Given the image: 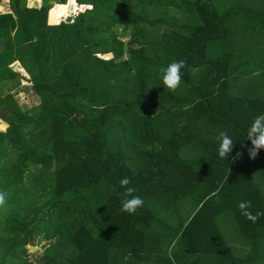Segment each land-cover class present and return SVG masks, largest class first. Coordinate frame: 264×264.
Here are the masks:
<instances>
[{"label":"trees","instance_id":"1","mask_svg":"<svg viewBox=\"0 0 264 264\" xmlns=\"http://www.w3.org/2000/svg\"><path fill=\"white\" fill-rule=\"evenodd\" d=\"M33 1L9 0L11 12L0 14V84L20 76L11 69L18 62L40 99L22 110L13 95L0 97V192L7 194L0 264H108L112 251L141 255L152 204L170 211L186 199L197 204L175 233L181 249L234 263L216 221L228 213L246 240L264 231V215L253 223L237 207L250 201L253 214L264 212V196L233 160L250 146L246 131L264 101L224 96L225 1L76 0L91 8L57 25L48 14L68 0ZM180 9L179 21L161 18ZM179 60L182 82L169 92L159 69ZM123 124L116 140L112 131ZM221 131L234 140L226 160L217 152ZM191 143L196 164L180 152ZM125 177L144 201L132 215L121 211ZM38 239L48 243L32 259L27 248Z\"/></svg>","mask_w":264,"mask_h":264},{"label":"rangeland","instance_id":"2","mask_svg":"<svg viewBox=\"0 0 264 264\" xmlns=\"http://www.w3.org/2000/svg\"><path fill=\"white\" fill-rule=\"evenodd\" d=\"M224 7H221L223 12H229L228 18V38L230 42L225 43L224 48L232 54L231 61L234 66L236 74V84L235 91L240 92L242 87L251 88L250 91L256 95V93L264 92V0H224ZM36 5L35 1L28 0V6L34 7ZM58 7H54L48 14V21L57 25L62 20L67 17H71L75 14L76 10H73L67 2V6L63 7L61 11L56 10ZM55 10L53 19L51 17L52 11ZM246 11H253V13L248 17ZM11 12L9 0H0V14H5ZM182 10H178L174 14L170 13V17L161 11V18L167 22V20L179 21L182 15ZM181 21L179 24L183 23ZM187 19H184L186 21ZM182 22V23H181ZM150 30V27L147 28ZM166 32L165 29H160ZM159 30V31H160ZM160 31V32H162ZM128 41L124 40V43ZM240 44V45H238ZM237 45L243 47L241 56L233 57V54L237 52ZM125 48V45H124ZM125 58V56L123 57ZM122 58V59H123ZM16 73H20L19 77L3 84H0V97L6 95H13L22 110L30 109L36 106L40 99L33 91L31 83H29V76L24 73L22 67L18 62L14 63L11 67ZM114 94V96H113ZM120 92L113 88L112 96H119ZM121 95V94H120ZM237 96V94H235ZM126 98H129L125 95ZM129 104V103H128ZM130 105V104H129ZM0 110V115H1ZM135 118L137 115L135 111L133 112ZM132 113L126 115L130 118ZM132 118V119H133ZM129 130L132 128L133 124H128ZM124 129L118 127L112 131V134L116 136V140L123 139L122 131L125 132L126 126L123 124ZM6 128V123L0 119V129ZM193 145V146H192ZM189 148V149H188ZM196 149L194 144L183 148L180 150L182 156L187 157L185 154L186 150ZM200 153V152H199ZM240 153L242 155L237 159L240 168L242 169L244 175L248 177L257 187L261 189L264 196V150H262L255 160H250L248 158L247 151L243 150ZM197 156V154H196ZM196 156L192 157L194 164L198 163L201 159H197ZM189 160V159H188ZM196 202L194 199H186L179 202L172 210H165L160 204L153 203L152 208L154 209L155 221L153 229L160 231V235L165 237V240L161 241L159 244L164 247L169 241L171 236H173L179 225L186 222L188 216L194 213L196 209ZM219 230L226 242V244L232 250V254L235 258L234 263L230 262H220L216 255H212V259H216L207 264H264V231L260 235L259 239L256 240H246L243 235H241L236 223L232 217L225 213L223 216L219 217L216 221ZM160 240H162L160 238ZM48 242L38 239L35 246H29L27 249L31 255L32 259H36L43 254L45 251V246ZM182 247V243L175 240L172 245L165 247V253L168 258H170L174 253L179 251Z\"/></svg>","mask_w":264,"mask_h":264},{"label":"clouds","instance_id":"3","mask_svg":"<svg viewBox=\"0 0 264 264\" xmlns=\"http://www.w3.org/2000/svg\"><path fill=\"white\" fill-rule=\"evenodd\" d=\"M69 4L71 5L73 10L80 9L83 10L85 7L91 8V5H77L76 0H69ZM78 14V13H77ZM186 67V61L179 60L174 61L168 64L166 67H162L159 69L161 73V80L169 92H176L177 89L180 88L182 77H183V69ZM190 71L195 74L196 69H190ZM246 138L250 143L249 145H244L247 148L248 158L250 160H255L259 153L264 150V114L258 115L253 118L250 126L246 131ZM218 140V156L221 159L226 160L229 155L233 152L234 149V140L233 138L225 131L219 132L217 136ZM242 153L237 152L233 157V160H237L240 158ZM225 181L227 182V176L225 177ZM120 187L124 189L121 194L123 199L121 200V211L125 212L129 215L135 214L137 210L143 206L144 201L141 197L134 195L136 192V188L130 186L131 181L125 177L119 181ZM6 193L0 192V209H4L6 207ZM238 209L242 216H244L247 220L255 223L260 216L264 215V212H257L253 214L251 209L250 201H241L237 205Z\"/></svg>","mask_w":264,"mask_h":264},{"label":"crops","instance_id":"4","mask_svg":"<svg viewBox=\"0 0 264 264\" xmlns=\"http://www.w3.org/2000/svg\"><path fill=\"white\" fill-rule=\"evenodd\" d=\"M240 45V44H238ZM237 45V52L233 54V57L241 56L243 47L246 48V46L239 47ZM227 52V60H226V70H227V76H226V85H225V92L224 96L227 99L231 100H244L245 102H252V101H264V92H258L256 95L250 89L252 88H245L242 87L241 91L237 92L235 91L236 87V74L234 68V64L231 63V61H234L232 59V54L228 51ZM253 89V88H252ZM237 94V96L235 95ZM219 104V103H218ZM189 149V148H188ZM186 150L185 154L187 155L186 158L192 159L193 156L197 154V150L190 149L188 151ZM193 214L188 216L187 220L192 217ZM160 231L157 229H151L149 231V238L146 242V250L143 254H131V253H125L122 251H112L111 259L108 264H207L208 262L216 261V259H212V255H190L188 253H185L183 249H179L176 253H174L170 258L167 257L165 253V247H169L173 244L175 240L178 241L177 234H174L171 236L169 241L165 244L164 247H161L159 244L161 241L165 240V237L163 235H160ZM160 238L162 240H160ZM179 242V241H178Z\"/></svg>","mask_w":264,"mask_h":264}]
</instances>
